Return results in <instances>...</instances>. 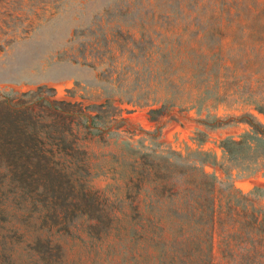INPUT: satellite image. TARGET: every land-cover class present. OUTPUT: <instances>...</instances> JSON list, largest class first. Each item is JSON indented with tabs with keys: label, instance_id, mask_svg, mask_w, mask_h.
I'll return each mask as SVG.
<instances>
[{
	"label": "rangeland",
	"instance_id": "374dc122",
	"mask_svg": "<svg viewBox=\"0 0 264 264\" xmlns=\"http://www.w3.org/2000/svg\"><path fill=\"white\" fill-rule=\"evenodd\" d=\"M31 91L80 103L94 116L101 131L83 141L89 183L108 208L127 214L126 231L110 223L90 229L80 219L55 233L64 264H165L158 245L144 242L146 223L129 206L131 199H148L139 187L150 164L179 184L187 174L188 183L198 178L189 166L203 168L227 223H252L244 210L264 215V164L230 159L222 144L250 131L244 114L264 123V0H0V99L35 106L37 99L20 97ZM115 188L123 195L118 204ZM178 199L167 192L164 206L146 202V211L164 215L172 227ZM20 205L17 199L15 217L0 225V247L13 248L4 263L41 264L29 244L31 207L21 212ZM205 224L195 218L183 230L205 245ZM134 228L139 232L127 233ZM253 241L264 244L216 225V261L264 264V253L252 257L242 249ZM39 247L46 255L47 247Z\"/></svg>",
	"mask_w": 264,
	"mask_h": 264
},
{
	"label": "trees",
	"instance_id": "16d2710c",
	"mask_svg": "<svg viewBox=\"0 0 264 264\" xmlns=\"http://www.w3.org/2000/svg\"><path fill=\"white\" fill-rule=\"evenodd\" d=\"M193 26L200 25L193 23ZM205 66L202 65V68ZM20 97L37 99L35 106L21 100L19 105L25 106L17 108L15 103L7 104L0 99V225L6 218L15 217L17 199L21 203V212H26L27 206H30L28 210L34 235L29 244L34 248L33 255L43 259L41 264H64L59 239H54L55 233L69 230L73 226L71 224L80 219L88 222L90 229L106 223L125 229L127 214L112 206L108 208V199L102 197L103 194L94 190L89 183L92 169L83 141L88 134L92 136L91 130L101 131L94 125V116L90 117L80 103L49 99L38 91L25 92ZM162 108L150 111L160 112ZM75 113L78 118L74 117ZM81 118H88L87 123H82ZM241 118L250 126V131L239 140L224 139L223 149L230 159L248 161L255 158L257 163L264 164V151H259V141L264 143V123L257 121L251 113ZM263 143L261 147L264 150ZM189 168L198 178L188 183L190 174H187L179 184L168 177L164 167L150 164L140 172L143 181L139 187L149 191L148 199L137 197L129 203L140 217L139 221L146 223L141 226V233L147 234L144 242L158 245L159 258L165 259L163 263L220 264L216 261L214 248L216 225L223 226L231 235L251 240L257 237L264 239V215L261 214L262 218L259 219L257 212L244 210L254 217L252 223H243L240 219H232L227 223L224 217L221 218L224 210H220V205L213 197L214 183L211 176L200 166ZM114 190V200L118 204L123 195L116 188ZM167 192L172 196L177 194L179 198L170 210L173 212L169 220L172 227L164 223V215L146 211L150 203L157 202L164 206ZM195 218L206 223L208 239L205 245L196 242V239L199 240L197 235L183 230V224H190ZM137 232L136 228L127 231L132 235ZM22 234L25 233L22 231ZM41 243L47 247V256L40 250ZM242 249L246 255L253 257L264 253V244L253 241ZM12 252V247L2 245L0 264L9 263Z\"/></svg>",
	"mask_w": 264,
	"mask_h": 264
}]
</instances>
